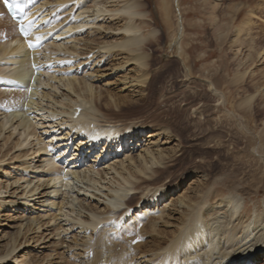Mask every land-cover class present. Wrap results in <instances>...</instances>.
Returning a JSON list of instances; mask_svg holds the SVG:
<instances>
[{"label": "rangeland", "instance_id": "obj_1", "mask_svg": "<svg viewBox=\"0 0 264 264\" xmlns=\"http://www.w3.org/2000/svg\"><path fill=\"white\" fill-rule=\"evenodd\" d=\"M124 1L126 0H31V5L26 11L27 15L33 12V16L36 17L34 21H31L35 26H33L34 28L32 27V29L35 31H30V36L38 32L45 34L39 41L40 44H37L39 45L38 54L39 61L42 63L41 68H44L41 74V80L51 82L58 90L46 88L44 86L38 87L40 93H49L52 99L43 100V102L39 104V107H42L43 110L37 112L31 110L30 112L32 115L28 116L32 119L33 125L30 132L35 133L33 134L35 138H41L42 143L40 145H37L34 137H27L26 139L24 136L21 137V135H19L20 132L18 133L19 129L13 132L12 128H9V125H6L4 128L1 127L3 111L0 107L1 256L8 251L11 245L15 244L18 246L16 250L7 257V260H5L7 262L10 261L9 264H78L74 255H79L83 252L81 251V247H75L76 245H80V237H82L81 233L83 231L81 232L80 226L75 225V221L72 220L76 218V213L69 214L72 209L67 203L70 202L71 198H74L76 194L79 196L85 195L77 193L78 188L85 189L84 185L74 184V186H76V188L73 186L74 189L73 187L64 188V182H58L56 183L57 185L50 182L47 187L46 179L41 178V175L47 169L45 160L50 159L48 164L55 167L59 172L61 171L63 174L67 173L68 175H70V172L77 171L78 169L79 172L87 171V169L91 168V165H95L94 170L98 171L99 176H91H93L95 181L99 180V183L103 187L101 190L103 193H106L108 187L111 189L116 188L118 183L121 182V179L109 167L122 172L124 177H126L129 171H133L131 170L132 166L129 165L127 158L129 156L135 158L141 151L138 148L133 152H124L118 155L113 152L108 154L107 158L104 160H102L104 155H99L103 150H99L91 155H88L89 152H86L84 156L85 162H80L78 161L80 159L76 161L77 157L74 156L77 155L74 151L79 143H75L77 140L74 138L71 142L73 146H71L65 155L67 163H61L59 165L54 163V161H52V156L58 153L59 150H64L66 145L70 143L68 142L65 144L63 142L64 139L67 140L64 138L67 131L63 132L62 126L60 127L59 123L70 120L67 115L50 118L48 111H70L71 108V104L62 97L64 93H66V89L62 87L63 84H58L57 81H53L52 79L54 77L59 78L62 76L65 79H67L68 76V78L76 77L80 82L85 79V81L88 82L89 79L93 88L95 87L96 89V96L98 95L102 101V112L106 116H109L108 119L113 121L115 126H120L119 128L144 126L149 128V130H147L148 132L155 129V126L165 128L173 136L171 138V144H164V142L160 140L158 145L156 139L147 137L144 139L142 146L144 148L147 146L151 147L153 148L152 150H163L162 153L164 155H169V157L182 154V157H184L187 153H196L191 161V166H193L192 171L197 170L199 162L203 160L207 161L205 165H215L217 159L216 153L220 156H223V153H251L252 155L253 153H264V0H178L177 8L180 13L182 24V36L178 43L174 37L177 33V21L179 20L178 17L176 18V8H172L174 7L173 0H133L140 6L138 12L144 15V18L134 19L135 25L140 24L141 33L146 34L150 31L155 32V37L150 40L151 44L143 47L145 53L149 55L146 61V67L141 68V72H145L144 75H146L143 86L133 82L136 77L141 76V72L137 73L132 71L135 66L133 62L125 64L127 54L123 51L119 52L121 54L116 53L119 49L111 50V53H115L112 58L96 60L95 65L89 62L93 53L98 52L96 48L97 45L98 47H102L103 44L101 45V43H120L122 37H126L124 33L117 31L118 27H120L123 22L125 23V16L120 17L104 12V14L99 16V19L93 20L94 13L92 14V12L95 11V7H100L102 5L105 8L102 9L104 11L113 10L117 7H121ZM164 1H168L170 7L168 16L170 26L167 25L168 21L163 15L164 12L160 9L161 3ZM80 3L84 10H80ZM0 8H2L1 0ZM0 11H2L0 12V46H5V44H7L6 46L12 47L14 45L10 44L9 40L12 37L11 35L15 33V28L10 24L11 21L8 20L7 15L3 12V8ZM80 11L84 13L80 18L76 17L78 16L76 14L81 13ZM77 21L87 24L79 27L78 30L74 29L72 32H69V25L73 28ZM35 23L38 24L35 25ZM80 23L77 25H80ZM44 25H47V27L51 25L54 30L48 32V28ZM238 28L243 29V31H241L238 36L239 42H236L235 31ZM65 31L68 32L66 33L68 35L63 34V36L60 37L59 34L65 33ZM85 46H89L90 49H85ZM190 47L192 48L189 50ZM93 48H95V50H92ZM182 49L186 51L185 53H187L186 55L189 58L188 63H186L188 65L187 67H184V62L182 60L186 55L181 56L180 54L179 57V53ZM26 50L31 49L27 46ZM76 50L79 53H89L90 56L88 54H83V56L75 59L76 54L74 55V53ZM187 50L189 51L187 52ZM101 53L106 54L105 51ZM107 55L108 54H106V56ZM50 57L56 58L53 59L54 63L52 62L53 64L51 65L44 62L45 59ZM88 58L90 60H88ZM3 61L4 59L0 58V70L7 67L6 64L8 63L6 61L4 63ZM99 61L102 63L98 64ZM75 62L77 64H82L78 67ZM118 62L124 63L122 68L111 71L116 67ZM188 67L192 71L191 79L187 77ZM12 68L13 67L10 66L9 69H5L3 74H0V78L6 77L8 75L7 73ZM96 70L102 72L105 77L98 78L92 82V78H96L94 77ZM38 71H36V73ZM89 73H93L92 77L90 74L91 79L89 78ZM244 73L246 75L242 81L232 83L236 74ZM69 74H72V76ZM209 85H212L218 94L224 96L226 100L224 104L225 106L227 105L226 108L221 104V100L217 101L218 97L214 96L213 92V94L210 92ZM0 89L2 88L0 87ZM79 90V93H77L78 96L82 98L89 96V93L84 88ZM196 92H201L202 94L206 93L205 98L197 97L194 102L196 105L204 103L206 106L204 116L207 117L208 123L205 125L202 123L203 117L195 115L193 104L189 105L187 101L188 94H194ZM4 95H0V99H2ZM107 95L112 96L115 100L120 102H125L124 107L127 109L123 110L120 116L115 117L112 113H106L108 111H105L107 110L105 105L111 103ZM70 96L73 100L77 98L76 94L73 95L70 93ZM249 96H253L249 109L244 110L241 107L238 108V105ZM54 101H56L58 105H54ZM172 105L177 106L178 115L167 117V114L163 112L168 111ZM136 106L137 108L133 109V107ZM108 108L111 109L110 111H115L112 107ZM185 110H187L186 116H192L195 122L200 120L201 124L200 128L197 129L194 127L195 124L191 122V125L194 127L193 133L197 134V136L188 139L190 141L189 143L185 141L187 135L183 120L185 118ZM31 116H33V118ZM241 131H248V139L242 136ZM24 139L25 141L22 142ZM20 142H22V146L17 148ZM42 144H44V147H47L48 144L58 149L54 152H50V149H47L45 150L46 152L44 151L36 154L38 156H32L31 158L25 157L26 154L30 155V153L42 147ZM208 156L211 157L208 158ZM96 157H98V160H95ZM174 158L175 157H173L172 160H174ZM177 159L179 163L177 161L168 163V166L177 164L172 171L168 173L164 181L161 182L164 184V182L168 183L175 179L174 182L177 181L178 183L177 190L175 189L170 192L166 200L159 207L161 210L164 208L165 214L169 213L171 216L173 214L174 218L178 207L177 205H173L176 202L175 200L193 194L194 190L192 191V189H195V186L191 185L193 180L197 178L196 175L183 178L185 170L191 167L187 166V164L185 166L183 162L180 163L179 160H181V156ZM100 160H102V162L99 163ZM222 162L224 164L226 163L225 161ZM76 163L78 165H76ZM121 163L123 167L119 166ZM33 166L40 167V169L33 171ZM218 167L221 169L223 165L219 164ZM217 171L219 170H216V172ZM254 171L255 173L257 172L256 169ZM241 172V170L237 171L239 175L236 179L242 178L246 180L245 173L241 174ZM104 173L108 175H103ZM102 178L104 180H101ZM129 180L134 183L133 179L129 178ZM26 182L31 183L29 187H26ZM245 183L247 184L248 181ZM83 184L87 183L83 182ZM58 185L60 187H58ZM216 185L222 186L219 182L216 183ZM33 186L39 187V189L36 194H33L31 197L27 192L33 188ZM52 186L55 187L57 194H49V192L53 190L50 189ZM70 186H72L71 182ZM101 186L97 184L98 188H101ZM226 187V185L223 186L221 190L224 191ZM88 192L92 193L93 191L89 190ZM246 193L249 208L255 203H260L264 197V193L257 196L250 193V191H246ZM95 195L97 198H100L101 201H107L106 197L102 196L100 193H95ZM129 196L131 197L132 195ZM133 197L134 198L129 202L130 207H134L138 204L141 195L136 192ZM97 198L93 199L94 201L91 202V205L95 204ZM25 200L30 203L27 208L24 207L26 206L24 204ZM80 200H82V198L79 197V200L74 204L79 203ZM1 202L9 203L10 205L5 208ZM53 204L55 207H52ZM65 204L66 206H64ZM60 208L64 213L59 212ZM124 209H126V207H121V211L119 210L112 218L110 217L111 221L118 220L117 222L119 223L124 218L122 213ZM73 210H77V207H74ZM82 214V216H79L83 218L87 213L83 212ZM64 215L68 216L65 217ZM157 215H150L149 218L156 219L158 218ZM158 216H160V214ZM126 220L127 217L121 224L128 225L129 222L126 223ZM106 222L104 224H106ZM159 222L162 224L161 221ZM108 223H110V221L107 222V224ZM101 225H103V223L97 226V230H99ZM126 225L120 226V229H122L121 235L127 230L125 228L127 227ZM167 227L168 229L170 228V230L176 228L174 226ZM63 230L66 231L64 232ZM128 233L130 234V232ZM125 235L126 232L122 236ZM124 238L125 237H123V239ZM13 239L15 243L12 242ZM145 241L146 239H144V242ZM69 246L74 248L68 249ZM263 256L264 253L259 255V258L261 259ZM5 261L2 264H8ZM258 264H263V259L260 260Z\"/></svg>", "mask_w": 264, "mask_h": 264}, {"label": "bare ground", "instance_id": "obj_2", "mask_svg": "<svg viewBox=\"0 0 264 264\" xmlns=\"http://www.w3.org/2000/svg\"><path fill=\"white\" fill-rule=\"evenodd\" d=\"M25 1V14L22 19V24L28 33L30 31L34 32L35 30L32 29L34 24H32L31 21H34V18L36 17L33 16V12L28 13L29 16L27 15L26 11L31 0ZM164 2L161 3L160 9L164 12L163 15L168 21L170 7L168 1L165 3ZM173 4L174 7L172 8H176V18L178 17L179 20L177 21V33L174 37L178 43L182 36L181 18L177 8L178 0H173ZM139 7L140 6L138 3L134 2L133 0H126L123 2L121 7H117L113 10L104 11L102 10L104 8L103 5L100 7H95V11L92 12V14L94 13L93 20L99 19V16L104 14V12L120 17L125 16V23L123 22V24L118 27L117 31L124 33L126 37H122L120 43H101V45L103 44L102 47H98L97 45L96 48L98 49V52L93 53V56L91 55V60L88 58V60H90V64L95 65L96 60H106L107 58H112L114 56L113 54L115 53H111V50L119 49V51L116 53L123 51L127 54L126 62L124 61L125 64L128 62L134 63L135 66L133 67L132 71L138 73L141 72V68L146 67V61L149 55L145 53L143 47L151 44L150 40L155 37V32L150 31L146 34L141 33L140 24L135 25V18H144V15L138 12ZM2 8L4 7L2 6ZM2 8H0V10ZM82 8L83 6L80 3V10H84ZM83 13L84 12L82 11L81 13L76 14L78 15L76 17L80 18ZM80 22L77 21L73 28H71L69 25L68 31L72 32L74 29L78 30L79 27L87 24ZM78 23H80V25H77ZM10 24L15 28V33L11 35L12 37L9 40L10 44H13L14 46H9L10 48L6 46L7 44H5V46H0V58L4 59V63L5 61L8 63L6 64L7 67L5 69H9L10 66L13 67L11 70H9L6 77L0 78V87L2 88L0 89V95L5 94L2 99H0V107L3 111L1 127L4 128L6 125H9V128H12L13 132H16V130L19 129V135H21V137L24 136L25 139L27 137L35 138V135H33L35 133L30 132L31 127H33L32 119L28 117L32 115L30 111L32 110L37 112L43 110L42 107H39V104L42 103L43 100L52 99L49 93H40V89L38 87L44 86L54 90H58V88H55L54 85L49 81L41 80V74L44 68H41L42 63L39 61V45H37L36 37L39 36L43 38L45 34L38 32L30 36L29 33V36L22 38L17 32V25L13 24L12 22ZM36 24L38 23H35V25ZM167 25H169V21ZM45 27H47V25ZM47 28L48 32L54 30L51 25ZM241 31H243L241 28H238L235 31L236 42H239L238 36ZM66 33L68 32L65 31V33H61L59 35L60 37L63 36V34L68 35ZM29 43L37 45V47L32 48L31 50H26ZM191 48L192 47H190L189 50ZM85 49L89 50L90 47L85 46ZM92 50H95V48ZM189 50H187V52ZM103 51H105L108 55L106 56L105 53H101ZM185 52L186 51L182 49V51L179 53V57L180 54L181 56L186 55L187 53ZM75 54V59L83 56V54L89 55V53L86 54L85 52L79 53L77 50L75 51L74 55ZM53 59L56 58L50 57L45 59V61L43 59V61L51 65L54 63ZM188 59L189 58L187 55L185 58H182L184 67L188 66L186 64L188 63ZM101 63V61L98 62V64ZM81 64L76 63L78 67H80ZM123 64L124 63L118 62L116 67L111 71H114V69H121ZM5 69L3 68L0 70V74H3ZM36 71L38 72L36 73ZM90 74L92 77L93 73H89V78ZM144 74L145 72H141V76L136 77L135 81L133 82L143 86L146 80V75ZM69 75L72 76V74ZM245 75V73L238 75L236 74L232 80V83L242 81L245 78ZM68 77L65 79L61 76L59 78L54 77L52 79L53 81H57L58 84H63L62 87L66 89V93H64L62 97L65 101L71 104L70 111H48L50 118H57L61 115H67L70 120H65L64 122L62 121V123H59V126H62L63 132L67 131V134L64 136V138L67 140L64 139L63 142L65 144L68 142L70 143L66 145L64 150H59L56 154L54 153L55 155L52 156V161L58 165L61 163H67L65 155L71 146H73L71 142L74 138L77 140L75 143L79 142L76 146V150L74 151V153L76 152L75 154L77 155L74 156L77 157L76 161L77 159H80L78 160L80 162H85L84 156L86 155V152H89L88 155H91L95 152H98L99 150H103V152L99 155L103 154L104 157L102 160H104L107 158L108 154L113 152L114 154L118 155L124 152H133L138 148L141 150L135 158H132L131 156L127 158L129 165L132 166L131 170H133L129 171L127 174L128 176L124 177L122 172L117 171L115 168L109 167L121 179V182L118 183L116 188L111 189L108 187L106 189V193H103L101 190L103 187L99 183V180L95 181L93 176H91H99L98 171L94 170L95 165H91V168L87 169V171L79 172L78 169L77 171L70 172V175H68L67 173L63 174L61 171L59 172L55 169V167L48 164L50 159L45 160L47 163V169L41 175V178L46 179L47 187L49 186L48 184L50 182H52V184L55 183L54 185H57L56 183L58 182H64V188H72L74 184L84 185L85 188L77 189V193H82L85 195L79 196L76 194L74 198H71L70 202L67 201V205H69V207L72 209L69 214L74 212L76 213V218L72 220L75 221V225L80 226V231H83L81 233L82 237H80V245L75 246L81 247V251H83H80L81 253L79 255H74V258L76 257L78 264H258V262L262 259L264 264V256L261 259L259 258V255L264 253V197L260 203H255L251 208H249L247 204L248 197L246 193V191H250V193L255 196L264 193V153H253V155L251 153H223V156H220L218 153H216L217 159L215 165H205L207 161L203 160L199 162L197 170L192 171L193 166H191V161L196 153H187V155L184 157H182L183 154L169 157V155H164L162 153L163 150H152L153 148L151 147L147 146L144 148L142 146L144 139L147 137L150 139H156V143H158V145L160 140H162L164 144H171V138L173 136L165 128L155 126V129L148 132L147 130H149V128L144 126H131L122 128H119L120 126H115L114 122L108 119L109 116H106L102 112V101L98 95L96 96V89L95 87L93 88V85L89 79L88 82L85 81L86 79L80 82L76 79V77ZM94 77L96 78H92V82L93 80H97L98 78H103L105 76H103L102 72H98V70H96ZM187 77L188 79L192 78V71L189 69V67L187 68ZM63 79L65 80L62 81ZM81 88H84L89 93L88 97L82 98L77 95V93L80 91L79 89ZM209 88L210 92H213L214 94H212L218 97L217 101L221 100V104L226 108L227 105L225 106L224 104V101H226L224 96L218 94L212 85H209ZM70 93L73 95L76 94V100L71 98ZM205 94L206 93L202 94L201 92H196L194 94H188L187 98V101L189 102L188 104H193L194 114L203 117V125L208 123L206 119L207 117L204 116L206 106L204 103L196 105L194 102L196 101L197 97L205 98ZM107 97L111 103L105 105L107 108L105 111H108L106 113H112L115 117H118L123 110L127 109L124 107V101L120 102L109 95H107ZM252 100L253 96L246 97L243 102L238 105V108L241 107L244 110H248ZM55 104L58 105L56 101H54V105ZM108 107H112V109L114 108L113 110L115 111H110L111 109ZM135 108H137V106L133 107V109ZM163 113H166L167 117L178 115L177 106L172 105L168 111ZM186 113L187 110L184 111L185 118L183 119L186 126L185 132L187 133L185 141L189 143L190 141L188 139L197 136V134L193 133V128L195 127L199 129L201 124L200 120L195 122L194 118L192 116H186ZM33 116L31 117L33 118ZM191 122L195 124L194 127L191 125ZM241 133L245 139H248V131H241ZM25 139L22 142H24ZM35 140L37 145L42 143L40 137H36ZM22 142L17 145V148L22 146ZM42 145V147H39L36 151L30 153V155L26 154L25 157L31 158L32 156H38L36 154L44 152L47 149H50V152H54L58 149L57 147H51L48 144L47 147H44V144ZM180 156V163L183 162L185 166L187 164V166L191 167L185 170L183 178L194 175H196L197 178L193 180L191 185L195 186V189H192V191L194 190L193 194L188 197L183 196L180 199L178 198L175 200L176 202L174 201L175 203L173 205L178 206L174 218L173 214L172 216L169 213L165 214L164 208L161 210L159 207L166 200L167 195H169L170 192L175 189L177 190L178 183L177 181L174 182V178V180L168 183L164 182V184H162L161 182L164 181L168 173L171 172L177 164L176 163L168 166V163L177 161V158ZM98 157H96L95 160H98ZM173 157H175L174 160H172ZM210 157L211 156H208V158ZM102 160H100L99 163L102 162ZM222 161H225L226 163L224 164ZM219 164L223 165L221 169L218 167ZM76 165L78 164L76 163ZM119 166L123 167V164L121 163ZM33 168V171L40 169V167L35 166H33ZM255 169L257 171L256 173L254 171ZM216 170L219 171L216 172ZM239 170L242 171L241 174L245 173L246 180H243L242 178H239L238 180L236 179L239 175V173H237ZM103 175L108 174L104 173ZM129 178L133 179L134 183L131 182ZM101 180L104 179L102 178ZM69 181L72 183V186H70ZM246 181H248L247 184L245 183ZM83 182H86L87 184H83ZM218 182L220 185L222 184V186H217L216 183ZM29 184L31 183L26 182V187H29ZM97 184H99L101 188H98ZM225 185L227 186L226 189L224 191L221 190V188H223ZM58 187L60 186L58 185ZM74 187L76 188V186ZM38 189L39 187L33 186V188H31L27 194L31 195L32 197L33 194H36ZM50 189L53 190L50 191L49 194H57L54 186H52ZM87 190H91L93 192L90 193ZM136 192L141 195V200L139 199V202L136 206L130 207L129 202L132 198H134L133 196ZM95 193H100L102 196L106 197L107 201H101L100 198H97ZM129 195L132 196L130 197ZM79 197L82 198V200H80L79 203L74 204L79 200ZM95 198H97V201L94 205H91V202H93V199ZM1 204L5 208L10 205L9 203L3 202H1ZM24 204L26 205L24 207L27 208L30 203L29 201L25 200ZM64 206H66V204ZM123 206L126 207V209H124L122 212L124 218L119 223L117 222L118 220L111 221L110 217L112 218V216L115 215ZM52 207H55L54 204ZM74 207H77V210L74 211ZM59 212L64 213L62 212L61 208L59 209ZM83 212L87 214L82 218L80 216L83 215ZM154 214H160V216L157 215L158 218L156 219H152L151 217L149 218L150 215ZM126 217V223L129 222V224H121L123 223L124 219H126ZM106 221H110V223L107 224ZM159 221H161L162 224H160ZM105 222L106 224H104ZM101 223H103V225H101L99 230H97V226ZM125 225L127 226L125 227L127 229L125 230L126 235L122 236L125 234V232L121 235L122 229H120V226ZM167 226H174L176 228L170 230V228L168 229ZM128 232H130V234ZM123 237L125 238L123 239ZM144 239H146L145 242ZM12 242L15 243V240L13 239ZM17 247V245L13 244L4 255L1 256L0 253V264L7 260V257H9ZM73 248L74 247L69 246L68 249ZM9 262L10 261L7 263L9 264Z\"/></svg>", "mask_w": 264, "mask_h": 264}, {"label": "snow or ice", "instance_id": "obj_3", "mask_svg": "<svg viewBox=\"0 0 264 264\" xmlns=\"http://www.w3.org/2000/svg\"><path fill=\"white\" fill-rule=\"evenodd\" d=\"M4 3H5V5H6V7L9 9V11H11V10L13 9V5H14V3H15V0H4ZM17 8H18V5H17ZM18 10H21V11H22V9H19V8H18ZM21 30L24 31L23 28H22ZM25 35H27V34L25 33ZM40 40H41V37L37 36V37H36L37 44L39 43ZM28 47H29L30 49H32V48L37 47V45H34V44H32V43H29V44H28Z\"/></svg>", "mask_w": 264, "mask_h": 264}]
</instances>
